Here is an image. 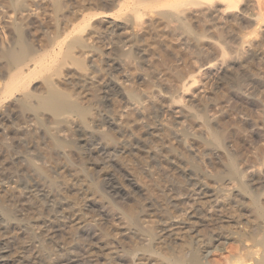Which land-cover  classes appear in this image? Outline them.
<instances>
[{"label":"rangeland","instance_id":"374dc122","mask_svg":"<svg viewBox=\"0 0 264 264\" xmlns=\"http://www.w3.org/2000/svg\"><path fill=\"white\" fill-rule=\"evenodd\" d=\"M68 1L69 4L71 3L70 7L64 10L59 22L62 28H65L67 15L69 18L73 16L69 11H74V15L78 14L80 18L79 10L91 2L89 0ZM241 1L239 12H231L225 16L223 24L227 27L225 32L220 30V21L214 20L204 24L201 19L193 18L194 21L190 20L191 26L193 24V36L192 34L185 35L186 32L178 30V24H171L169 25L171 28L175 25L174 29L162 26V31H154L153 40L147 43L143 41L145 35H142L146 34L145 31L148 28L145 30L144 28L147 25H142V29L141 26L132 25L130 32H133L131 35L136 39V46L131 50L126 49L128 46L124 43V36L126 37L123 34L124 31H120L114 26L115 24H111L113 18H100V20L98 18V24H96L99 28L101 27L99 30L101 33H96L97 35L95 34L90 40L89 49L78 53L79 57L76 55V58L82 59L84 65L81 67L76 66V63H69L63 66L60 76L54 77L61 89L78 92L79 95H75L76 100L80 104L83 103L82 106L88 111L83 117L80 115L71 117L69 127L61 124L60 117L47 111H41V116H37L38 118L34 117L33 112L35 111L23 113L16 101L20 98L19 93L0 104V203L15 212V214L12 212L15 216H12L7 224L2 223L8 225L10 232L7 229L9 234L4 233L0 237V248L3 249L0 250L2 251L0 264H52L56 262L63 264H174L171 260L173 255L179 254L180 249L185 248L186 251L188 248L191 249L190 243L194 244L193 247L196 243V247H201L206 252L210 250L209 264H229L226 259H233L240 255L244 257L245 253L239 251L241 250L240 244L236 237L223 243L224 251L221 252L220 248L216 250L217 244L220 245L216 239L220 238L222 232L225 233L227 230L238 232L239 229V232H252L256 223L252 218L251 201L246 195L240 193L242 192L240 181L233 179L235 181L232 183L235 182L238 187L234 184L230 186L233 187L232 194L229 191L230 187L225 185H228L229 181L221 176L226 174L223 162L228 154L235 157L241 171L252 174L253 183L256 180L255 185L253 184L255 187L252 186V189L256 190H254L255 194H260L262 198L264 196V29H261L259 34L253 35L254 38L248 35L251 40L255 39V45H248L247 52L256 57L259 56L252 60L251 55H247L248 53L245 56L239 54L235 48L237 46L236 35L241 37L250 33L254 27L251 28L252 16L248 14L258 11L256 3L258 0ZM101 2L106 7L112 3L110 0ZM5 3L7 4L8 1L0 0V44L2 47L5 45L4 48L10 43L6 19L3 17L5 15L3 12L10 9ZM154 8L146 7V10H150V13L147 11L149 14L146 19L147 23L150 20L149 23L159 20V17H155L156 13L154 14L151 10ZM243 9L249 11L247 15L241 13ZM115 10L118 9L112 8L108 11ZM53 24L56 23L53 21L50 26ZM118 24H120L119 21ZM150 30L152 32V28ZM167 30L169 32L176 30V32L170 34ZM183 33H185V38ZM220 34L225 35L220 37ZM170 35L174 38L172 39ZM194 35H197L198 39H195L197 36ZM26 36L28 41H32L35 37L36 52L34 51L33 58L43 56L45 47L42 46H45L48 38H43L39 31L27 32ZM53 37L52 32L51 39ZM177 37L183 38L179 40ZM187 37H195V40ZM139 39H142V42L137 43ZM193 42H197L195 44L199 46L197 47ZM220 44L225 48L227 53L225 58L230 65L228 69L233 75L230 84L220 80V76L211 81L202 77L198 80V77L194 90H192L198 97L194 100L195 102H189L191 105L187 103L190 107L195 103L191 107L195 110L190 109L194 110L196 118L189 117L188 109L184 106H182L184 108L182 116L170 112L169 104L173 103L172 101H181L179 93H181L182 84L192 74H198L200 64L207 60L220 59ZM257 44L260 46L255 47ZM249 46L251 47L248 49ZM170 54L173 56L172 60L165 61ZM195 60L198 62L196 63ZM5 72L6 69L0 66V89L8 80ZM31 81V93H35V97L40 92L43 94L42 77L37 76ZM117 82H122L120 90L116 86ZM250 86H255L253 93L244 94L243 91ZM130 92L136 93L137 98L142 102L143 100L149 101L151 98V101L154 98L156 101L154 100V105L147 107L145 116L142 119L139 118L137 123L124 126L125 123L122 126L121 113L126 106L124 96ZM77 96L78 98L80 96V99H77ZM201 100L205 101V104H202L203 102L200 104ZM243 103L247 104V111L242 109ZM222 107L224 110L236 108L238 112L229 120L228 125L218 128ZM198 116L199 118L203 116L205 119L202 117L199 120ZM205 120L204 126H201V121ZM211 121L212 123H209ZM232 121L245 125V133L234 127ZM164 124L168 127L165 128ZM20 131L30 136L21 135ZM205 131L208 132L205 133ZM217 133L225 135L224 149L219 150L221 147L218 148L210 143L212 142L211 136ZM105 136L111 141H108ZM185 137H188V140ZM53 138H55L54 141L61 140L63 144L65 143V147L53 150L50 147ZM206 142L208 146L203 145ZM51 156L55 159L52 160ZM34 169L42 174L41 177L33 173ZM249 177L247 174L244 181L248 182L251 178ZM259 181L262 183L261 186L258 184ZM221 182L224 184L222 185ZM222 187L228 189L223 190ZM194 190L201 192L202 195L200 199L193 202L190 196ZM221 191L222 193L225 191L224 197L228 194L226 199H220L223 195ZM7 194L15 195V198L11 195L8 197ZM18 196L21 198L20 204L15 202ZM6 197H8V202ZM233 197L236 199L232 200ZM233 201H238L237 205L239 203L242 205L239 204L236 208H232L228 204L234 203ZM132 208H135L136 213ZM234 209H239L236 216L241 214L244 217H240L242 220L237 224L239 227L230 225L228 226L230 230L228 227L225 229L229 220L226 218L232 213L234 215ZM34 210H36L35 213H33ZM123 211L126 215H123L125 214ZM37 212L40 214L34 219L33 216ZM132 212L138 219L135 223L133 220L129 221L132 217L127 216ZM74 214L76 218H73ZM137 215L140 217L138 218ZM39 216L45 220H37ZM175 216L183 218L186 226L187 219L194 216L191 220L188 219V223L194 222L191 224V234L186 232L187 229L183 232L179 231L180 233L177 231L179 234H176L175 229L169 230L172 229L169 224L173 223ZM250 220L253 223H250ZM162 231H167V233ZM249 241L246 243L248 244ZM251 243L248 245L249 248L254 245L252 241ZM189 244L190 247H187ZM91 248H95V254L88 253Z\"/></svg>","mask_w":264,"mask_h":264},{"label":"bare ground","instance_id":"6f19581e","mask_svg":"<svg viewBox=\"0 0 264 264\" xmlns=\"http://www.w3.org/2000/svg\"><path fill=\"white\" fill-rule=\"evenodd\" d=\"M3 1H8V3L5 5H8L7 7L10 9H8L9 11H5L3 13H5V15L3 16L6 19V28H7V32H8V36L10 38V43L8 47L4 46L2 47V45L0 44V66H2L4 69H6L5 75L8 76V80L6 81V83L3 84V86L0 89V104L4 103V101L6 102L7 100H10L13 98V96L16 93L20 94V98H18L16 101L19 103V108L23 111V113L25 112H33L35 114V118L37 116L40 115L41 111H47L49 113H52L53 115L60 117L61 119V124L62 125H68L69 127V123L71 122L70 118L74 117L76 115H80V116H85L88 111L82 106V104H80L77 100L75 95H79L78 92H69L68 89L67 91H65L64 89H61V87L55 82L54 77L57 75L60 76L61 74V70H63V66L67 65L69 63H76V66H83L84 63L82 61V59L80 58H76V55H78V57L80 56L78 53L89 49V42L90 40L93 39L94 35L96 33H99L100 28L98 27V23L97 20L99 18H113V23L111 22V24H115L114 26H116L120 31H124L123 34L126 35V37L124 36V40L126 43V45L128 46L126 49H133L135 48L134 46H136V39H134V37L131 35L133 34V32H130V26L132 27V25H134V27L137 26H141L140 28L142 29V25L145 24V28L146 29L145 33L146 34H142L145 35V38L143 39V41L145 42H151L153 40V33L154 31L157 32H161L162 31V26H168L171 24H178L177 25V29L182 30L183 33L182 35H188L190 36L192 34L193 36V29L191 26V19L196 18V19H201V22L203 21L204 24H207L209 21H220V30L225 32L226 28L223 24H224V18L225 16H227L228 13H234L235 11L239 12V7H240V3L242 2L241 0H137V1H132V0H110V2H112L111 4H109L107 7L102 5V0H89L91 2L87 3L88 5L85 7H82V9L79 10L80 12V18L74 15V11H69L70 15L72 17L69 18L68 16V21L70 22V24L68 25L69 22H67L66 20V24H64L65 28L60 27V19L63 17V13L64 10L66 8L70 7V4L68 3V0H3ZM86 1V0H84ZM72 2V0H71ZM78 2V1H77ZM109 2V3H110ZM108 3V2H107ZM258 4V11L255 13L252 12V14H248L247 9H243L242 10V14L244 15H251V28L252 26L254 27L250 33H246V35L244 36H237V38H235L237 40V46L235 47L237 49V51L239 52V54L245 56V54H247V46L248 45H255V39L252 41L251 37H249L248 35H255V34H259L258 32L261 29H264V1L263 0H258V2H256ZM78 4V3H77ZM105 4V3H104ZM86 5V3H85ZM4 6V5H3ZM154 8L151 9L152 12L156 13L155 17H159V20L155 23H149L151 20L150 18H148L150 21L147 23L146 19L149 16V14H147V11L150 13V10H146V7ZM5 7V6H4ZM145 7V9L143 8ZM112 8H117L118 10H115L113 12H109L110 10H112ZM254 8V7H253ZM148 9V8H147ZM107 10V11H106ZM109 10V11H108ZM127 10V11H126ZM156 10V11H155ZM256 10V9H255ZM78 12V11H77ZM235 12V13H236ZM76 13V12H75ZM128 13V14H126ZM154 13V14H155ZM69 14V13H68ZM236 15V14H235ZM65 16V15H64ZM66 16V17H67ZM151 16V15H150ZM153 16V15H152ZM192 17V18H191ZM236 17V16H235ZM212 19V20H209ZM117 20V21H116ZM55 22L56 24L50 26L51 22ZM65 21V20H64ZM102 21V20H101ZM118 21L120 22V24H118ZM153 21V20H152ZM194 21V19H193ZM103 22V21H102ZM200 22V23H201ZM97 23V24H96ZM190 23V24H189ZM216 23V22H215ZM214 23V24H215ZM103 24V23H102ZM212 24V23H211ZM174 25V26H175ZM223 25V26H222ZM103 26V25H102ZM174 26H172V28L174 29ZM144 27V26H143ZM152 28V32L149 29ZM213 27V26H212ZM217 27V26H216ZM167 29V27H165ZM171 28V27H170ZM171 28V29H172ZM203 28V27H202ZM210 28V27H209ZM136 29V28H135ZM134 29V30H135ZM171 29H168L169 31ZM176 29V27H175ZM205 29V28H204ZM229 29V28H228ZM54 30V31H53ZM164 30V29H163ZM167 30V31H168ZM217 30V29H215ZM30 31H34V32H41V36L47 37L48 39L46 40L45 46L43 45L42 47H45V54H43V56L39 57V58H33V55L35 54V43L36 41L34 40V38L32 39V41H28L27 39V32ZM136 31V30H135ZM166 31V30H165ZM168 31V32H169ZM52 32L54 33V37L53 39H51V35ZM176 32V30H173L171 33ZM223 32H220L221 34ZM249 32V29H248ZM32 33V32H31ZM101 33V32H100ZM144 33V32H143ZM182 33V32H180ZM179 33V34H180ZM188 33V34H187ZM29 34V33H28ZM36 34V33H35ZM155 34V33H154ZM178 34V35H179ZM190 34V35H189ZM220 34V37L222 36ZM228 34V33H227ZM245 34V33H244ZM97 35V34H96ZM159 35V34H158ZM161 35V34H160ZM166 35V34H165ZM175 35V34H174ZM185 35L183 36L185 38ZM225 35V34H224ZM223 35V36H224ZM50 36V38H49ZM156 36V35H155ZM172 35H170L171 37ZM181 36V35H180ZM179 36V37H180ZM197 36V35H194ZM222 36V37H223ZM258 36V35H257ZM255 36V37H257ZM143 37V36H142ZM177 37V39L179 38ZM181 37V39L183 38ZM199 37H203L202 35ZM172 39L174 37H171ZM188 39L190 37H187ZM195 38V37H194ZM193 37H191L190 39H194ZM254 38V36H253ZM261 38V37H260ZM138 39V38H137ZM171 39V40H172ZM179 38V40H181ZM198 39V36L197 38ZM194 39V40H195ZM8 40V39H7ZM161 40V39H160ZM169 40V39H167ZM170 40V41H171ZM192 40V41H194ZM95 41V40H94ZM142 42V39H139L137 41L138 42ZM183 41V40H182ZM186 41V39H185ZM190 41V40H189ZM188 41V42H189ZM257 41V39H256ZM35 42V43H34ZM173 42V41H172ZM181 42V41H180ZM179 42V43H180ZM198 42V40H197ZM197 42H193L194 45H196L195 43ZM101 43V42H100ZM155 43V42H153ZM171 43V42H170ZM3 44V43H2ZM176 44V42H175ZM199 44V43H198ZM92 45V44H91ZM125 45V46H126ZM141 45V44H140ZM149 45V44H148ZM152 45V44H151ZM185 45V43H184ZM183 45V46H184ZM189 45V44H188ZM201 45V44H200ZM37 46V45H36ZM94 46V45H93ZM179 46V45H178ZM193 46V45H191ZM197 46V45H196ZM199 46V45H198ZM197 46V47H198ZM249 46L248 49L251 47ZM260 46V44H257L255 47ZM262 46V45H261ZM194 47V46H193ZM96 48V46H95ZM98 48V47H97ZM155 48V47H154ZM189 48V46L187 47ZM195 48V47H194ZM254 48V47H252ZM259 48V47H258ZM180 50V48H178ZM197 49V48H196ZM261 49V47H260ZM263 49V47H262ZM193 50V49H192ZM195 50V49H194ZM162 51V50H161ZM198 51V50H195ZM201 51V50H200ZM199 51V52H200ZM36 52V51H35ZM43 52V53H44ZM86 52V51H85ZM97 52V51H96ZM181 52V51H180ZM198 52V53H199ZM194 53V52H193ZM196 53V52H195ZM131 54V53H130ZM197 54V53H196ZM202 54V53H201ZM226 51L225 48L220 44V61H214V60H207L205 62H203L202 64H200V66L198 67V74L194 75L192 74L190 77H188V79L185 80V82L182 84L181 86V101L180 102H175L172 101L173 103H170L169 105V111L172 112L175 115H180L183 113V107H186V109H188V115L189 117H191L192 119L196 118V115L193 113V111L195 110H191L193 108H191L193 106H188L187 103L194 101L198 95L194 94V92H192V90H194V87L196 85L197 82V78L198 80H200V77L208 79V80H212L215 78H218L220 76V80L225 81L226 83L230 82L233 79V75H231V70L228 69V67L230 66L229 63L227 62V58H225L226 55ZM91 55V54H90ZM234 55V54H233ZM248 56L251 55L250 59L254 60V58H257L256 55L248 53ZM84 56V55H83ZM177 56V54H176ZM247 56V57H248ZM88 57V56H87ZM172 55L170 54L169 57L166 58L165 61H170L172 60ZM180 57V56H179ZM198 57V56H197ZM206 57V55H205ZM181 58V57H180ZM245 58V57H244ZM196 59V58H195ZM207 59V58H206ZM211 59V58H210ZM249 59V58H248ZM84 60V59H83ZM198 60V59H197ZM196 61V63L199 61ZM232 60V59H231ZM132 61V60H131ZM263 61V60H262ZM237 62V61H236ZM99 65V64H98ZM69 67V66H68ZM169 67V66H168ZM82 69V68H81ZM80 69V71H81ZM52 70V71H51ZM51 71V72H48ZM86 71V70H85ZM100 71V70H99ZM102 71V70H101ZM195 71V70H194ZM126 72V71H125ZM179 73V72H178ZM195 73V72H194ZM180 75V74H179ZM182 75V74H181ZM256 76V74H254ZM41 76L42 80H43V87H42V92L43 94H41L40 92V96L36 94L37 97H35V93L32 94L31 93V88H30V83L32 82L31 80L33 78ZM62 76V75H61ZM176 76V75H175ZM6 77V76H5ZM57 78V77H56ZM201 78V80H202ZM39 79V78H38ZM204 79V80H205ZM235 79V78H234ZM240 81V80H239ZM238 81V82H239ZM84 82V81H83ZM131 82V81H130ZM237 82V81H236ZM237 82V83H238ZM1 83V82H0ZM110 83V82H109ZM122 82H117V87L119 88ZM232 83V82H231ZM248 83V82H247ZM32 84V83H31ZM133 84V83H132ZM230 84V83H229ZM242 84V83H241ZM244 84V83H243ZM2 85V84H1ZM73 86V85H72ZM115 86V85H114ZM130 86V85H129ZM239 87V85H237ZM236 86V87H237ZM242 86V85H241ZM253 87L255 89V86H250L247 89H245L243 91L244 94L250 95L253 93ZM83 88V87H82ZM240 88V87H239ZM237 88V89H239ZM109 89V88H108ZM121 88H119L120 90ZM131 89V88H130ZM196 89V88H195ZM228 89V88H227ZM243 89V88H242ZM111 90V89H110ZM241 90V89H240ZM108 91V90H107ZM112 91V90H111ZM109 91V92H111ZM116 91V89H115ZM136 92V91H135ZM108 93V92H107ZM114 93V92H113ZM121 93V92H120ZM119 93V95H120ZM199 93V92H197ZM242 93V92H241ZM242 93V94H243ZM264 93V92H263ZM110 93H108L109 95ZM151 95V94H150ZM81 96V95H80ZM80 96L77 99H80ZM110 96V95H109ZM108 96V97H109ZM179 96V98H180ZM222 96V95H221ZM252 96V95H251ZM106 97V96H105ZM139 97V96H138ZM147 97V96H146ZM155 97V96H154ZM172 97V96H171ZM228 97V96H227ZM253 97V96H252ZM201 98V97H200ZM224 98V97H223ZM260 98V97H259ZM124 99L126 100V106L123 108V111L121 113V119H123L121 122L122 126H126V125H132L131 123H137L140 119L139 118H143L145 116L146 110L148 109L147 107L150 105H154V100L151 101V99H149V101H145L143 100L140 101L137 98V94L130 92L127 95L125 94ZM174 99V97H173ZM172 100V99H171ZM175 100V99H174ZM199 100V99H198ZM196 100V101H198ZM224 100V99H223ZM15 101V102H16ZM35 101L37 103H35ZM156 101V100H155ZM177 101V100H176ZM179 101V100H178ZM200 101V100H199ZM264 101V100H263ZM34 102V104H33ZM171 102V101H170ZM195 102V101H194ZM203 101L201 100L200 104ZM205 102V101H204ZM202 104H205V103ZM228 102V101H226ZM198 103V102H197ZM196 103V104H197ZM238 103V102H237ZM11 104V103H10ZM157 104V103H156ZM155 104V105H156ZM190 104V103H189ZM199 104V103H198ZM199 104V105H200ZM221 104H223V102H221ZM17 105V104H15ZM36 105V106H34ZM191 105V104H190ZM227 106V105H226ZM243 110H248L247 104L243 103ZM249 106V105H248ZM153 107V106H152ZM208 107V106H207ZM11 108V105H10ZM191 108V109H190ZM227 108V107H226ZM229 108V107H228ZM38 109V110H36ZM191 110V111H190ZM40 111V112H39ZM93 111V110H92ZM158 111V110H157ZM187 111V110H186ZM185 111V112H186ZM205 112V111H204ZM238 112V109L236 108H231V109H227L224 110L223 107L220 108V127L222 126H226V124L229 122V120H231V118H233L234 115H236V113ZM32 113V114H33ZM90 113V112H89ZM120 113V112H119ZM193 113V114H192ZM201 114V113H200ZM199 114V115H200ZM25 115V114H24ZM44 115V114H43ZM198 115V113H197ZM202 115V114H201ZM217 115V114H216ZM41 116V115H40ZM215 116V115H214ZM213 116V117H214ZM218 116V115H217ZM63 117V118H62ZM203 117V116H202ZM202 117L200 116V118L202 119ZM210 117V116H209ZM216 117V116H215ZM235 117V116H234ZM38 118V117H37ZM52 118V117H51ZM199 118V116L197 117V119ZM199 118V120H200ZM204 118V117H203ZM217 118V117H216ZM139 119V120H138ZM205 119V118H204ZM209 119V118H208ZM52 120V119H51ZM218 120V119H217ZM45 121V120H44ZM144 121V120H143ZM197 121V120H196ZM183 122V121H182ZM193 122V121H192ZM191 122V123H192ZM201 121V126L205 124L206 120L203 122ZM264 122V121H263ZM43 123V122H42ZM209 123H212L209 122ZM231 123V122H230ZM234 123V127H236L240 132H244L246 130V126L245 125H241L239 124L237 121L233 122ZM219 124V122H218ZM44 125V124H43ZM55 125V124H54ZM87 125V124H86ZM170 125V124H168ZM186 125V124H184ZM228 125V124H227ZM21 126V125H20ZM56 126V125H55ZM121 126V127H122ZM212 126V125H211ZM264 126V125H263ZM49 127V126H48ZM164 127H168L166 126V124H164ZM183 127V126H182ZM228 127V126H227ZM124 128V127H123ZM169 128H171L169 126ZM184 128V127H183ZM206 128V125H205ZM168 129V128H167ZM166 129V131L168 132V130ZM186 129V128H185ZM207 129L208 126H207ZM24 130V129H23ZM29 130V129H28ZM132 130V129H131ZM172 130V129H171ZM179 130V129H178ZM181 130V129H180ZM179 130V131H180ZM173 131V130H172ZM209 131V130H208ZM207 131V132H208ZM21 132V131H20ZM111 132V131H110ZM133 132V131H132ZM203 132V131H201ZM205 131V133H207ZM183 133V132H182ZM18 134H20L18 132ZM25 134L26 136H30L28 133L26 132H21V135ZM28 134V135H27ZM105 134V133H104ZM103 134V135H104ZM112 134V132H111ZM186 134V133H185ZM214 134V133H213ZM211 134V135H213ZM225 134V132L223 133ZM24 135V136H25ZM50 135V134H49ZM210 135V134H209ZM208 135V136H209ZM33 136V135H32ZM111 136V135H109ZM184 137V136H183ZM210 137V136H209ZM224 137L225 135H222V133L220 134H215L213 137L211 136L212 142L210 141L211 145L217 146L218 148L221 147L219 150H221L223 147V141H224ZM67 138V137H66ZM105 138L108 141H111V139H108L107 136H105ZM188 138V137H187ZM185 137V139H187ZM38 139V138H37ZM55 138H53L52 142H50L52 144L53 150H59L62 147H65V143L63 144L61 142V140L59 141V139H56L58 141H54ZM105 139V140H106ZM139 139V138H138ZM106 140V141H107ZM115 140V138H114ZM112 140V141H114ZM142 140V139H141ZM188 140V139H187ZM208 140V139H206ZM139 141V140H138ZM180 142V141H179ZM205 142V141H204ZM184 143L186 144V142L184 141ZM4 144V143H3ZM187 144H189L187 142ZM206 143H203V145L205 146ZM71 145V144H69ZM68 146V145H66ZM208 146V144H207ZM212 146V147H214ZM70 147V146H69ZM226 147V146H225ZM71 148V147H70ZM183 148V147H182ZM216 148V147H215ZM216 148V149H218ZM51 149V148H50ZM174 149V148H172ZM207 149V148H206ZM211 149V147H210ZM209 149V150H210ZM212 150V149H211ZM226 150V149H225ZM173 151V150H172ZM175 151V150H174ZM178 151V150H177ZM214 151V150H213ZM212 151V152H213ZM224 151V150H223ZM52 152V151H51ZM57 152V151H56ZM171 152V151H170ZM189 153V152H188ZM207 153V152H205ZM52 154V153H51ZM202 154V153H201ZM214 154V153H213ZM7 155V154H5ZM55 155V154H54ZM153 155V154H152ZM211 154L209 153V156ZM232 155V154H231ZM227 156L225 162L221 161L224 163L223 168L226 170V174H222L218 173L219 175L222 176V178H225V180L229 181V184H225L226 186L230 187L233 186V184L235 186H237L234 183H232L233 179H238V182L240 181V193H243V195H246V197L249 198V200L251 201V206H252V218L255 220V227L254 230L252 232H235L230 230V227L228 226H236L237 224H239L242 220V218L244 217V215L240 216L239 215H235L238 214L237 209H234V215H229V213L227 215L228 218H226L227 221V225L225 226L228 227V229L230 231L227 230V232H222L223 234H220V238L216 239L217 243L220 242V245L217 244V249L220 248V251H224L225 248L223 247V243L226 242L229 239H232L233 237H236L237 242H239V246L240 252L243 251L245 253V255H243L244 257H242V255H240V257H236V258H231V259H226L228 260L227 263L229 264H264V201L262 199H264V196L262 198V196L259 194H255L256 192H254L255 189H252L253 184L255 185V181L253 183V178H252V174L250 175L249 173L243 172L238 168V163H236V159L235 157L232 155ZM53 156V155H52ZM52 160L55 159L54 157H52ZM74 156V155H73ZM188 156V155H186ZM203 156V155H202ZM217 156V155H216ZM57 157V156H56ZM68 157V156H67ZM211 157V156H210ZM73 157H71L72 159ZM185 158V157H184ZM189 158V157H187ZM186 158V159H187ZM199 158V157H198ZM197 158V159H198ZM224 158V157H223ZM222 158V160H224ZM76 159V158H75ZM185 159V160H186ZM204 158H202L203 160ZM32 160V159H31ZM184 160V159H183ZM220 160V159H219ZM151 161V160H150ZM187 161V160H186ZM190 161V160H189ZM194 161V160H193ZM200 161H201V157H200ZM52 162V161H51ZM188 162V161H187ZM195 162H197V160H195ZM204 162H206V160H204ZM199 163V162H198ZM202 163V162H201ZM221 163V164H223ZM143 164V163H142ZM147 164V163H146ZM205 164V163H204ZM222 169V168H221ZM32 170V169H31ZM206 171V170H205ZM199 172V171H198ZM202 172V171H201ZM225 172V171H224ZM251 172V171H250ZM33 173L38 174L41 177V173L37 170H33ZM246 173V174H244ZM34 174V175H35ZM247 174L252 178H248L249 181L246 182L244 181L245 176H247ZM197 175V173H196ZM210 175V174H209ZM218 175V176H219ZM33 176V175H32ZM37 176V177H39ZM35 177V176H34ZM216 178V176H215ZM221 180V177H219ZM26 180V179H25ZM237 182V183H238ZM227 183V182H226ZM221 184L223 185L224 183L221 182ZM239 184V183H238ZM258 184H260V186L262 185V183L259 181ZM21 185V184H20ZM56 185V184H55ZM54 185V186H55ZM221 185V186H222ZM95 186V185H94ZM98 186V185H97ZM221 186L220 190H221ZM234 186V187H235ZM253 186V187H252ZM93 187V186H92ZM193 187V186H192ZM238 187V186H237ZM223 190L228 189L227 187H222ZM258 188V187H257ZM101 189V188H100ZM215 189V188H214ZM93 190V189H92ZM217 190V189H216ZM258 190V189H257ZM9 191V190H8ZM88 191V190H87ZM202 191V189H201ZM215 191V190H214ZM227 191V190H226ZM229 191H233V187H230ZM235 191V190H234ZM239 191V190H237ZM256 191V190H255ZM216 192V191H215ZM220 192V191H219ZM6 193V192H5ZM80 193V192H79ZM222 193V191H221ZM225 193V191L223 192ZM222 193V194H223ZM227 193V192H226ZM233 194V192H231ZM239 193V192H238ZM21 194V193H20ZM235 194V193H234ZM8 195V194H7ZM6 195V196H7ZM11 195V197L13 196L12 194H9L8 197ZM23 195V193L21 194ZM20 195V196H21ZM25 195V193H24ZM202 195L201 192L194 190L193 194H191L190 199L194 202L197 201L198 199H200V196ZM15 196V195H14ZM12 198H15V197ZM20 196H18L19 198L16 199L17 201L15 202H19L21 200ZM186 196V195H185ZM228 196V194H227ZM226 196V197H227ZM8 197H6V200L8 199ZM219 197V196H218ZM217 197V198H218ZM226 197H224V194L221 196L220 199H226ZM23 198V197H22ZM216 198V199H217ZM239 199V197H237ZM262 198V199H261ZM181 199V198H180ZM236 199L235 197H233L232 200ZM245 199V198H244ZM12 200V199H11ZM190 200V201H191ZM219 200V199H218ZM229 200V199H228ZM240 200V199H239ZM247 200V199H246ZM247 200V201H249ZM185 201V200H184ZM241 201V200H240ZM243 201V200H242ZM8 202V200H7ZM9 202H10V198H9ZM14 202V201H13ZM23 202V201H22ZM21 202V203H22ZM223 202V201H222ZM229 202V201H228ZM234 202V201H233ZM12 203V202H11ZM238 201H235L234 203H229L228 205L232 206V208H236ZM15 204V203H14ZM20 204V202H19ZM184 204V203H183ZM225 204V203H224ZM248 204V202H247ZM246 204V205H247ZM249 204V205H250ZM18 205V204H17ZM192 205V204H191ZM242 205V204H240ZM243 205V206H246ZM0 237L3 236V234H9V229L7 228L8 225H4L7 224V222L12 218L13 214H15V212H13L14 210H12V208H10L12 211H10L8 208H5L4 205H2V203H0ZM16 206V205H15ZM19 206V205H18ZM112 206V205H111ZM137 206V205H135ZM227 206V205H225ZM229 206V207H230ZM249 206V207H251ZM4 207V208H3ZM14 207V206H13ZM193 207V205L191 206ZM228 207V208H229ZM17 208V207H16ZM19 208V207H18ZM17 208V209H18ZM138 208V207H137ZM194 208V207H193ZM192 208V209H193ZM222 209V207H220ZM227 208V209H228ZM30 209V208H29ZM35 209V208H34ZM38 209V208H37ZM42 209V208H41ZM123 209V208H122ZM130 209V208H129ZM133 209V208H132ZM135 209V208H134ZM133 209V210H134ZM230 209V208H229ZM248 209V208H247ZM2 210V211H1ZM39 210V209H38ZM52 210V209H51ZM121 210V208H120ZM138 210V209H137ZM186 210V209H185ZM250 210V209H249ZM40 211V210H39ZM122 211V210H121ZM125 211H127L125 209ZM132 211V210H131ZM225 211V209H224ZM230 211V210H229ZM248 211V210H247ZM13 212V214H12ZM36 210L33 211V213H35ZM42 212V211H41ZM51 212V211H50ZM49 212V213H50ZM55 212V211H54ZM134 212L136 213V211L134 210ZM143 212V211H142ZM141 212V213H142ZM176 212V210H175ZM226 212V211H225ZM224 212V213H225ZM228 212V211H227ZM242 212V211H240ZM239 212V213H240ZM245 212V211H244ZM250 212V211H249ZM32 213V214H33ZM45 213V212H44ZM123 213H125L123 211ZM128 213V211H127ZM144 213H145V209H144ZM246 213V212H245ZM40 213L37 212V214L33 216V218L35 219V217H37V215H39ZM138 214V213H137ZM169 214V213H168ZM226 214V213H225ZM244 214V213H243ZM248 214V213H247ZM45 215V214H44ZM123 215H126L123 214ZM130 216L129 218H131V220L129 221H134V223L136 221H138L137 217L134 216V213H130L127 214V216ZM136 215V214H135ZM142 215V214H141ZM174 215V214H173ZM185 215V214H184ZM15 216V215H14ZM13 216V217H14ZM43 216V214L41 215V217ZM72 216V215H71ZM75 216V214H74ZM138 216V215H137ZM182 216V215H181ZM225 216V215H224ZM239 216V219H238ZM40 216L37 218V220H45L44 218H41ZM46 217V216H45ZM87 217V216H86ZM123 217V216H122ZM140 217V215L138 216V218ZM226 217V216H225ZM240 217H242L240 219ZM246 217V216H245ZM73 218H76L73 217ZM72 218V219H73ZM127 218V219H129ZM142 218V217H141ZM175 219L173 220V223L169 224L170 227H172V229L169 230H173L175 229L176 234H179L180 232H183L185 229L186 232H189L191 234L192 232V227L191 224H193L194 222L191 223V221L188 223V219H187V226H186V222L184 223V219L179 217V216H175ZM191 218V217H190ZM194 218V216L192 217ZM191 218V219H192ZM250 218V217H249ZM248 218V219H249ZM251 218V219H252ZM183 219V220H182ZM189 219V220H191ZM224 219V217L222 218ZM247 219V220H248ZM16 220V219H15ZM74 221V220H73ZM77 221V220H76ZM25 222V221H24ZM171 222V221H170ZM226 222V221H225ZM247 222V221H246ZM252 222V220H250V223ZM4 223V224H2ZM19 223V222H18ZM37 223V222H36ZM132 223V222H131ZM249 223V222H248ZM253 223V222H252ZM133 224V223H132ZM224 224V223H222ZM226 224V223H225ZM4 225V226H3ZM100 225V224H99ZM134 225V224H133ZM23 226V225H22ZM135 226V225H134ZM224 226V225H222ZM243 226V225H241ZM248 226V225H247ZM252 226V225H251ZM20 227V226H19ZM46 227V226H45ZM189 227V228H188ZM237 227H239V225H237ZM99 228V227H98ZM138 228V227H137ZM221 228V227H220ZM224 228V227H223ZM241 228V227H240ZM8 229V231H7ZM46 229V228H45ZM141 229V228H140ZM250 229V230H251ZM32 230V229H31ZM48 230V229H46ZM142 230V229H141ZM146 230V229H145ZM168 230V232H169ZM221 230V229H220ZM224 229H222L221 231H223ZM179 233H178V232ZM247 231V230H246ZM8 232V233H6ZM31 232V231H30ZM163 233H167V231H162ZM161 232V233H162ZM172 232V231H171ZM50 233V232H49ZM11 234V233H10ZM106 234V233H104ZM6 236V235H5ZM4 236V237H5ZM8 236V235H7ZM185 236V235H184ZM3 238V237H2ZM192 238V236H191ZM190 238V239H191ZM30 239V238H29ZM215 239V238H214ZM252 239V240H251ZM1 240V238H0ZM211 240V239H210ZM249 241V243H251V241L254 243V245L252 246V248H249L246 242ZM1 242V241H0ZM91 242V241H90ZM212 242V240H211ZM198 243V242H197ZM202 243V242H201ZM183 244V243H182ZM188 244V243H187ZM191 244V247H190ZM189 246L187 245V247H190L191 249L188 248V251L184 249H180L181 251L178 252L179 254L177 255H173V257L171 258V260L174 262V264H209L210 260L208 261L209 257H211V253L210 250L209 252L204 251V249L202 250L201 247L198 248L196 247V243L195 246L193 247L192 243H190ZM247 244V245H246ZM252 244V243H251ZM200 245V243L198 244V246ZM216 245V244H214ZM175 247V246H174ZM206 247V245H205ZM24 248V247H23ZM145 248V247H144ZM146 249V248H145ZM175 249V248H174ZM247 249V250H246ZM0 250H3L0 248ZM150 251V249H149ZM237 251V250H236ZM2 252V251H1ZM0 252V253H1ZM212 252V251H211ZM239 252V253H240ZM242 252V253H243ZM92 254L96 253L95 248H91V250L88 252ZM241 253V254H242ZM1 255V254H0ZM172 255V254H171ZM171 257V256H170ZM169 258V257H168ZM111 259V258H110ZM171 260L170 263H173ZM60 261V260H59ZM62 261V260H61ZM71 261V260H69ZM141 261V260H140ZM65 262V261H64ZM50 264V263H49ZM52 264H63V263H52Z\"/></svg>","mask_w":264,"mask_h":264}]
</instances>
